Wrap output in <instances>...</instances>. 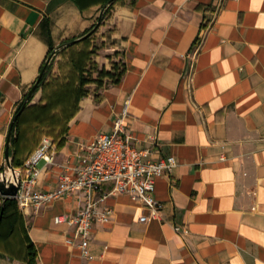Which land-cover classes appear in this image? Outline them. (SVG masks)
I'll list each match as a JSON object with an SVG mask.
<instances>
[{
  "label": "crops",
  "instance_id": "0c3cea01",
  "mask_svg": "<svg viewBox=\"0 0 264 264\" xmlns=\"http://www.w3.org/2000/svg\"><path fill=\"white\" fill-rule=\"evenodd\" d=\"M107 1L0 0V173L16 109L50 45L81 36ZM216 3L116 0L95 36L125 73L81 100L55 163L39 164L36 188L55 189L63 166L83 163V146L112 132L127 106L137 146L178 161L156 181L161 217L142 222L140 202L110 197L114 217L95 222L89 261L68 244L73 229L54 222L80 209V194L56 199L40 213L21 210L24 224L0 237V264H28L29 244L34 264H264V0ZM201 35L190 89V52Z\"/></svg>",
  "mask_w": 264,
  "mask_h": 264
},
{
  "label": "built area",
  "instance_id": "2783aa9c",
  "mask_svg": "<svg viewBox=\"0 0 264 264\" xmlns=\"http://www.w3.org/2000/svg\"><path fill=\"white\" fill-rule=\"evenodd\" d=\"M223 1L218 0L217 10L222 7ZM203 37L201 35L190 52V71L187 77L190 89ZM127 116L126 106L116 117L112 132L100 133L83 146L88 151L83 163L63 166L58 185L53 190L44 192L36 188L41 160H45L47 165L55 163L58 147L51 137L45 136L23 168L19 169L22 172V183L15 198L19 209L24 212L40 213L56 199L80 194V209L76 213L58 214L54 222L58 225L66 224L73 229V236L68 237L67 242L77 244L82 257L89 261L93 258L89 248L95 222L107 224L114 217L115 210L108 199L126 194L147 210L140 221L160 218L163 205L154 195L156 181L172 173L178 163L174 155L156 157L153 154L154 148H139L136 137L128 128ZM105 186L108 189L103 191ZM181 229L176 226L177 231Z\"/></svg>",
  "mask_w": 264,
  "mask_h": 264
},
{
  "label": "trees",
  "instance_id": "16d2710c",
  "mask_svg": "<svg viewBox=\"0 0 264 264\" xmlns=\"http://www.w3.org/2000/svg\"><path fill=\"white\" fill-rule=\"evenodd\" d=\"M115 1L106 2L102 20ZM96 24L81 36L90 32ZM99 27L90 36L81 38L77 42L73 43L81 36L67 38L59 46L50 45L48 56L40 66V74L32 85L34 86L39 80L37 88L13 126L10 152L16 167L24 166L45 136L51 137L58 146L64 144L69 123L81 108V100L91 94L89 88L91 84L96 83L98 87H101L106 79L118 82L124 75L125 63L114 62L111 69L105 67L99 69L98 64L93 60V55L97 53L98 48L95 46L94 37ZM54 52H60L64 57V61L60 62L58 72L54 71V64L49 61ZM96 72L98 75L95 77ZM40 90H42L41 99L38 102H32ZM29 91L18 105L15 115L22 108ZM19 154L23 155L22 159L18 157ZM3 203L4 213L0 221V237L3 236L5 229L9 236L18 229L19 224H24L23 213L19 209L16 198H9ZM1 208L2 205L0 213ZM28 250L30 255L28 264H34L36 253L32 251L33 244L28 245Z\"/></svg>",
  "mask_w": 264,
  "mask_h": 264
},
{
  "label": "water",
  "instance_id": "95a60500",
  "mask_svg": "<svg viewBox=\"0 0 264 264\" xmlns=\"http://www.w3.org/2000/svg\"><path fill=\"white\" fill-rule=\"evenodd\" d=\"M101 20H102V15L100 16L96 26L90 32H88L84 36H81L80 38H77L76 40L73 41V43L79 41L81 38H85L87 36H90L99 27ZM38 83H39V80L36 82V84H34V86H32V88L30 89V91L27 95V98H26L24 104L22 105V108L14 116V118L11 122V125H10V129H9L8 137H7L6 149L4 152L5 153V159H6V166L4 167L2 172L0 173V194L3 195L2 197H3L4 202L9 198H15V196L18 193V190L21 187V183H22V172L19 169H17L16 166H14V162H13L14 159H13V156L11 155V152H10L11 140L13 139L12 138L13 126H14V123H15L16 119L18 118V116L26 108L27 103L30 100L33 93L35 92ZM1 209L2 210L0 213V221H1V219L3 217V213H4V203L2 204Z\"/></svg>",
  "mask_w": 264,
  "mask_h": 264
},
{
  "label": "rangeland",
  "instance_id": "374dc122",
  "mask_svg": "<svg viewBox=\"0 0 264 264\" xmlns=\"http://www.w3.org/2000/svg\"><path fill=\"white\" fill-rule=\"evenodd\" d=\"M94 43H95V46H97L98 48H97V53L95 54V55H93V60L98 64V66H99V69H101V68H107V69H111L112 68V63H114V62H119V63H122V61L121 60H119V61H113V59H114V56H116V57H118V53H111L110 52V54H106L105 52H104V47H105V44L102 42V40H101V36H96V39L94 40ZM103 50V51H102ZM109 59L110 60V68H108L107 67V65L104 63H102L105 59ZM50 62H52L53 64H54V71L55 72H58V67H59V65H60V62H63L64 61V57H63V55H61L60 54V52H58V53H56V52H54L52 55H51V57H50V60H49ZM98 75V73L96 72V73H94V76L96 77ZM107 80V79H106ZM89 88H90V90H91V93H95L96 91H98V88H100V87H98V85L96 84V83H93V84H91L90 86H89ZM41 91V93H42V90H40ZM39 92V91H38ZM37 92V93H38ZM36 93V94H37ZM41 99V98H40ZM34 100H37V97H36V95H35V97H34V99H33V101ZM32 101V102H33ZM39 101V100H38ZM38 101H35V102H38Z\"/></svg>",
  "mask_w": 264,
  "mask_h": 264
}]
</instances>
